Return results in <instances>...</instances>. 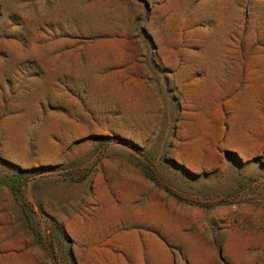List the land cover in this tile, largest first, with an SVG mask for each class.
I'll return each instance as SVG.
<instances>
[{
	"label": "rangeland",
	"instance_id": "1",
	"mask_svg": "<svg viewBox=\"0 0 264 264\" xmlns=\"http://www.w3.org/2000/svg\"><path fill=\"white\" fill-rule=\"evenodd\" d=\"M0 264H264V0H0Z\"/></svg>",
	"mask_w": 264,
	"mask_h": 264
}]
</instances>
